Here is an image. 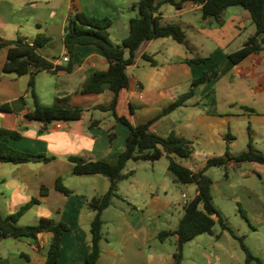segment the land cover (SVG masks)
Here are the masks:
<instances>
[{"label": "crops", "instance_id": "1", "mask_svg": "<svg viewBox=\"0 0 264 264\" xmlns=\"http://www.w3.org/2000/svg\"><path fill=\"white\" fill-rule=\"evenodd\" d=\"M138 1L0 0V39L14 40L22 36L34 43L38 34H46L52 42L41 53L55 65L67 66L69 61L64 57L68 54L70 60V55L64 44V29L71 14L79 10L112 19L111 38L119 44L130 34V20L137 15L131 8ZM163 7V23L181 24L187 43L181 44L172 38L146 41L136 63L128 69L130 85L120 91L116 110L134 126L147 123L187 93L194 79L217 69V78L196 88L195 95L185 105L154 121L150 127L160 136L176 132L192 141L193 153L187 163L179 158L177 161L199 172L210 158L224 156L227 150L232 153L233 124L243 120V116H253L252 123L264 127V51L238 65L229 59V54L240 49L256 31L250 13L244 8L227 9L225 24L216 26L203 20L200 7L193 3H186L173 15ZM175 17L178 21H169ZM187 29H192L194 34L189 35ZM247 29L250 31L245 37ZM204 46L211 49L200 55ZM78 51L72 73L43 71L36 77L35 91L44 105L83 108L82 117L45 125L26 117L35 108L29 87L31 76L3 72L8 47L0 49V105L9 104L13 110L0 111V127L21 133L20 139L11 141L12 147L52 158L46 163L14 167L0 162V214L8 216L34 198L41 199L19 224L34 225L42 219H53L69 225L70 230L63 234L61 256L56 264H87L86 257L92 248L91 224L96 213L86 202L105 194L110 186L109 180L101 175H75L70 156L116 163L118 155L126 149L130 132L112 114L111 119L108 112L98 109L99 105H108L113 94L109 96V103L103 104L93 100L108 91L83 92L92 83L95 71L108 69V60L92 45L79 46ZM145 54L155 63L143 59ZM195 58L206 61L197 64L191 61ZM96 112H100L99 119L95 118ZM95 121H100V125L93 126ZM112 126L116 138L111 143L108 129ZM248 129L251 132V123ZM248 164L250 168L242 170L243 163L231 160L226 167H212L205 173L213 179L211 191L220 216L227 219L236 235L244 237L253 255L264 262V164ZM216 168L225 170L218 179L212 177ZM124 172L132 175L120 182L119 196L103 213V239L97 264H171L178 237L174 235L161 241L158 235L161 231L176 230L187 203L198 194L197 186L177 182L166 156L156 162L131 160ZM58 179L71 191L70 195L56 189ZM42 186L48 191L45 197L41 196ZM217 199L235 203L232 212L237 225L231 223L230 213L223 206L216 205ZM117 200L127 203L128 207L119 205ZM112 207L118 209L117 214L111 212ZM28 217L33 223H28ZM215 219L214 234H201L185 244L183 264H246V253L240 242L222 230L218 216ZM51 237L50 233H41L36 240H3L0 264H47ZM249 264L259 263L253 260Z\"/></svg>", "mask_w": 264, "mask_h": 264}, {"label": "trees", "instance_id": "2", "mask_svg": "<svg viewBox=\"0 0 264 264\" xmlns=\"http://www.w3.org/2000/svg\"><path fill=\"white\" fill-rule=\"evenodd\" d=\"M186 3L200 6L202 19L216 26L225 24V12L231 7H242L250 13L256 31L248 37L240 49L229 54V59L233 64L238 65L245 59L264 51V0H139L131 8L137 12V15L130 20V34L119 44L113 42L111 38L112 19L91 16L78 10L69 16L64 29V44L70 55L67 66L55 65L41 53L40 50L52 42L51 37L46 34H38L34 43H30L22 36L14 40L0 39V49L8 47L3 72L20 77L24 75L31 76L29 87L35 100V108L26 117L45 125L55 121L80 120L84 109L42 104L35 91L36 77L39 73L43 71L72 73L76 65L74 59L79 55V46L92 45L99 48L109 62L107 70L95 71L92 83L83 92L102 94L110 91L113 94L111 102L108 105H99L98 109L110 112L116 122L129 127L130 132L126 138V149L118 155L116 163L105 160L92 161L83 156H70L69 158L74 164L73 173L75 175H101L110 182L109 189L105 194L95 196L86 202V206L96 213L91 224L92 248L86 257L87 264H97L101 256L103 213L111 206L113 199L119 196L120 182L132 175V173L124 172L127 163L131 160L156 162L164 156L169 160V170L175 176L176 181L185 185L195 184L198 190V194L187 203L185 214L176 230L161 231L158 235V239L161 241L174 235L178 237L171 264H183L186 243L201 234L215 233V226L217 225L215 216L219 217L218 221L222 230L228 231L240 242L243 251L246 253V264L253 260H256L259 264H264L245 245L244 237L236 235L227 219L220 216L215 207L211 191L213 179L205 173L212 167H226L231 160L237 164L252 162L264 164V153L255 147L251 132L249 131L248 147L245 151L232 154L227 150L224 156L210 158L202 171L192 172L178 162L177 158L189 159L193 153V142L176 132L164 137L150 130L154 121L185 105L186 101L195 95L196 88L217 78L219 72L217 70L204 72L199 78L194 79L192 88L187 93L181 95L157 117L147 123L134 126L125 117L117 114L116 107L119 93L130 85L128 69L136 63L142 45L146 41L162 38H172L181 44L187 43V35L183 26L174 22L163 23L161 17V8L164 5H172L176 9H182ZM143 59L155 63L149 55H143ZM191 61L200 64L205 62L206 59L195 58ZM0 111L13 112L9 104L0 105ZM99 125L100 121L93 122V126ZM114 129L113 126L108 129L111 143L116 138ZM21 137L18 130L0 127V162L19 165L51 161L52 158L46 155L32 154L12 147L11 141L18 140ZM56 189L65 195L71 194V191L65 187L61 179L57 180ZM47 194V188L42 186L41 196L45 197ZM41 202V199L34 198L13 214L8 216L0 214V243L8 238L36 240L39 234L50 233L52 237L46 263L56 264L61 256L63 234L70 230L69 225L53 219H42L34 225L22 226L19 224L21 218L34 205Z\"/></svg>", "mask_w": 264, "mask_h": 264}, {"label": "rangeland", "instance_id": "3", "mask_svg": "<svg viewBox=\"0 0 264 264\" xmlns=\"http://www.w3.org/2000/svg\"><path fill=\"white\" fill-rule=\"evenodd\" d=\"M166 8H168L167 10H166V12L168 13V14H170V15H173V14H175L176 13V8L174 7V6H172V5H166V6H164L163 7V9L165 10ZM241 10H243L242 9V7H239ZM178 18H171L169 21H178L177 20ZM255 28V27H254ZM188 30V29H187ZM189 32V35H193L194 34V32H193V30L192 29H189L188 30ZM249 31H250V29H247V31H246V33H245V37H247V35H248V33H249ZM244 37V38H245ZM114 42V41H113ZM194 43V42H193ZM196 43V42H195ZM198 44L199 43H201V42H197ZM211 49V47H208V46H204L203 47V50L199 53L200 55H204V54H206L209 50ZM198 53H195L194 55H197ZM213 70H217V69H213ZM213 70H211V71H206V72H212ZM218 71V70H217ZM231 78V77H230ZM112 93L111 92H107L106 94H103L101 97H100V99H95V100H93V102L94 103H97L98 101H100L101 103H103V104H107V103H109V96L111 95ZM48 105V104H47ZM242 113H244L243 111H242ZM108 114V116H110L111 117V119H112V116L110 115L111 113L110 112H108L107 113ZM245 117H247V116H245ZM244 116H243V120H241V121H239V122H235L234 124H233V134H234V137H235V140L232 142V145H231V147L230 148H232V150H231V152L233 153V154H239V153H241V152H243V151H245L246 149H247V147H248V141H249V138H248V135H249V129H248V127H249V125H250V123H251V126H252V130H251V134H252V136H253V139H254V145H255V147L259 150V151H261L262 153H264V127H260V126H255V124L254 123H252V121L253 122H255V119L253 118V116L251 117V118H245ZM95 118L96 119H99L100 118V112H96V115H95ZM184 163H187V161H188V159H181ZM7 166H10V167H14V166H16V165H13L12 163H7L6 164ZM250 168V166H249V164L248 163H243V167H242V170H246V169H249ZM237 171L239 172V171H241V169L239 168V169H237ZM215 173L213 174V178L214 179H218V178H220V176H222L223 174H224V172H225V170H222V169H219V168H216L215 169V171H214ZM230 173L232 174V173H234V170H231L230 171ZM78 178H80V177H78ZM80 187H82V186H80ZM117 202H118V204L119 205H121L122 204V206H126V207H128V205H127V203H123L122 201H119V200H117ZM215 203H216V205H218V204H220L221 206H223L227 211H228V213H230V214H228V215H230V221H231V223L235 226V225H237V223H236V217L234 216V214H233V212H232V210H233V206L235 205V203H230V202H222V201H220V200H215ZM111 212L113 213V214H117L118 213V209H116V207H112V209H111ZM27 221H29L28 223H33V220H30L29 219V217L27 218ZM28 225H32V224H28ZM240 254H242V255H244V253H243V251H240Z\"/></svg>", "mask_w": 264, "mask_h": 264}, {"label": "built area", "instance_id": "4", "mask_svg": "<svg viewBox=\"0 0 264 264\" xmlns=\"http://www.w3.org/2000/svg\"><path fill=\"white\" fill-rule=\"evenodd\" d=\"M195 6L200 7V6H198V5H195ZM64 60H65V61H69V56H68V54L64 57ZM57 126H58V127H61L60 124H58ZM189 169H190L192 172L195 171V168H194L193 166H191ZM183 197L186 198V195H183Z\"/></svg>", "mask_w": 264, "mask_h": 264}]
</instances>
